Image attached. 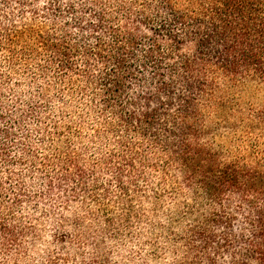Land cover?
<instances>
[{
	"label": "trees",
	"instance_id": "trees-1",
	"mask_svg": "<svg viewBox=\"0 0 264 264\" xmlns=\"http://www.w3.org/2000/svg\"><path fill=\"white\" fill-rule=\"evenodd\" d=\"M45 220L264 264V0H0V264Z\"/></svg>",
	"mask_w": 264,
	"mask_h": 264
},
{
	"label": "rangeland",
	"instance_id": "rangeland-1",
	"mask_svg": "<svg viewBox=\"0 0 264 264\" xmlns=\"http://www.w3.org/2000/svg\"><path fill=\"white\" fill-rule=\"evenodd\" d=\"M158 219V218H157ZM56 226V225H55ZM50 221L45 220L42 226L43 235L38 240H24L21 247L22 257L13 256L11 264H84L95 252V244L102 247V255L109 259L108 264H145L150 263L153 256L158 254L163 260H171V254H163L154 249L163 240H177L167 230H155L144 222L133 223L130 229L124 230L122 238L106 237L104 240H76L73 237L58 240L54 236L58 231ZM73 234V228L60 229L61 233ZM15 253V252H14Z\"/></svg>",
	"mask_w": 264,
	"mask_h": 264
}]
</instances>
